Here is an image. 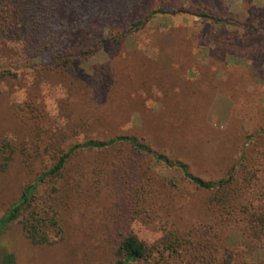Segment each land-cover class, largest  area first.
I'll list each match as a JSON object with an SVG mask.
<instances>
[{
	"label": "rangeland",
	"instance_id": "obj_1",
	"mask_svg": "<svg viewBox=\"0 0 264 264\" xmlns=\"http://www.w3.org/2000/svg\"><path fill=\"white\" fill-rule=\"evenodd\" d=\"M59 1V11H37L33 28L23 13L29 3L9 1L15 18L0 31V68L15 74L0 84V144L13 148L10 167L0 173V216L62 153L88 139L135 135L206 180L249 178L251 172L261 180L241 203L219 212L211 193L130 146L84 150L71 156L58 183L64 238L34 246L17 223L5 232L0 251L14 253L18 264L114 263L128 210L117 198L116 181L108 179L140 176L179 182L177 190L160 185L153 195L160 204L148 207L146 223L142 217L132 223L141 239L155 241L172 221L196 238L204 229L215 241L213 235H221L219 245L237 255L234 264H264V250L241 232L247 231L241 206L264 204V0ZM159 9L175 16L148 18ZM198 12L222 22L196 19ZM177 32L195 38L192 69L176 63L190 54ZM69 50L76 56L64 61ZM173 74L182 79L179 96L172 92ZM71 178H104L103 205L77 207L78 195L64 185ZM48 194L41 184L42 203Z\"/></svg>",
	"mask_w": 264,
	"mask_h": 264
},
{
	"label": "trees",
	"instance_id": "obj_2",
	"mask_svg": "<svg viewBox=\"0 0 264 264\" xmlns=\"http://www.w3.org/2000/svg\"><path fill=\"white\" fill-rule=\"evenodd\" d=\"M9 1L11 0H0V31L11 28V24H13V19L15 18V15H10L11 12L8 7ZM20 1L24 5L29 3L27 4L28 8L25 6L26 10L24 9L23 13H26L25 21L29 22L27 24L31 28L35 27L37 24L34 22V18L37 17V11L42 13L43 16H46L45 14L47 11L48 13L59 11V7L61 6L59 0ZM186 13L192 15L188 12ZM159 15H165L169 18L175 16V14H167L164 9H159L153 11L148 18H153ZM195 18L211 19L214 23L222 22L206 12L195 13ZM227 22L230 23V21ZM177 33V36L183 41V44L186 46L190 54L176 63H180L183 70H186L187 68L192 69L194 66L192 49L195 46V41L193 40L195 38L186 35L181 36L179 32ZM220 49L223 50L224 48L221 46ZM75 56L76 54L72 50H69L68 58L64 61H71ZM176 63H173L172 65ZM129 64L133 67L132 60H129ZM148 65L149 64H147V66ZM203 67L207 69L206 66ZM172 68L174 69V73L176 72L175 70H178L174 66ZM126 69L128 68L126 67ZM161 75L162 74L159 73L157 77ZM13 76H15V74L11 71L2 70L0 68V84ZM165 76L163 79H166V82L176 81L175 84L172 83L174 86L172 92L175 96H179L178 92L175 91V88L176 85H181L182 79L178 80L179 77L177 74H173V81H171L172 78L169 80L167 75ZM198 81L201 82V80ZM203 84L205 85L204 82ZM190 91H192L193 94L195 92L192 89H190ZM125 145L130 146L135 152L144 154L152 158L153 161L163 164L169 169L180 171L183 176L181 179L187 181L195 189L211 193L209 202L219 212L231 208L232 206H229L230 203H232V205H236L235 203H241V200L245 199L247 194L252 193L251 190L254 188V185L261 180L260 178H254L255 174L253 172H251L249 178H234V176L230 175L227 178H222L220 180H206L192 174L186 163L170 159L167 155L157 151L145 138H140L135 135H118L105 140L88 139L85 142L72 145L67 152L62 153L58 161L50 170L43 173L35 180V182L27 185L21 190L18 199L10 205L2 216H0V242L7 229L18 223L21 225L26 239L29 240L32 245L52 246L58 243L64 238L65 234L60 206L58 204L60 203V200L58 201L57 199V195L61 190L58 183L65 179L61 177L68 160L72 155L84 150L110 151L122 148ZM12 159V144L8 141L2 142L0 144V173H4L8 170ZM114 166L115 169H119L117 172L124 173L122 168L116 167L120 166L117 161L114 163ZM136 175L140 174L135 173V176ZM103 179L104 178H71V180L64 185L66 190L72 194L73 198L78 195L79 199H77V207H79L80 204L82 205V203L92 205L94 201L103 205V200L99 196L103 192L108 191ZM173 179L174 178L168 179V182H165L166 180H160V178H141L140 176H136L135 178L108 179L116 181V193L118 190L121 198L116 197L120 202L124 203V206L128 210V214H124L123 220L119 223V231H122L119 233L116 261L110 264H234L237 256L235 252L230 248L221 247L219 245V240L222 236L217 233L214 234L213 238H218V240L215 241L212 239V236L211 238L209 237L206 229L201 232L200 237L196 238V235H193L194 232L192 230H182L171 221L170 224L166 223L160 228L157 232L156 240L151 243H148L138 236L132 227V223L138 221V217H142L143 220L146 214L150 217V209L148 207L151 206L155 209L156 206L160 204L159 202L157 203L158 200L153 197L154 192L160 185L171 188L172 190L179 189V182H175ZM43 183L47 184L51 191V194H48V199L45 203H42L40 200V197H42L40 196V185ZM52 194H55V197L51 202ZM108 195L110 197L109 192ZM66 198H70V195ZM241 207V211L246 215L245 221L247 227V231L245 228L241 231L243 236L258 243L261 249L264 250V204L262 203L257 206L251 203L250 208L247 204H244ZM144 222L146 223L145 219ZM220 248L224 251L222 257H219L221 251ZM0 264H18L17 257L12 252L5 249L1 250Z\"/></svg>",
	"mask_w": 264,
	"mask_h": 264
}]
</instances>
